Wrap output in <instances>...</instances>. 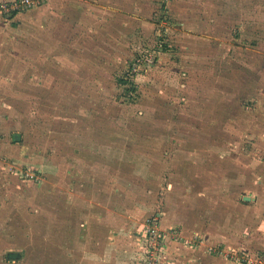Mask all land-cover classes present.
Segmentation results:
<instances>
[{
	"label": "rangeland",
	"instance_id": "374dc122",
	"mask_svg": "<svg viewBox=\"0 0 264 264\" xmlns=\"http://www.w3.org/2000/svg\"><path fill=\"white\" fill-rule=\"evenodd\" d=\"M30 1L0 14V264H263L253 118L217 79L227 43L262 64L264 0Z\"/></svg>",
	"mask_w": 264,
	"mask_h": 264
},
{
	"label": "crops",
	"instance_id": "0c3cea01",
	"mask_svg": "<svg viewBox=\"0 0 264 264\" xmlns=\"http://www.w3.org/2000/svg\"><path fill=\"white\" fill-rule=\"evenodd\" d=\"M249 18L251 19L254 18V14L251 12V10H250ZM247 24H249L248 31H250L252 30V28L255 29L256 21H249L247 22ZM245 30L247 29L245 28ZM245 35L248 36L249 32L246 33ZM226 45L229 46V53L227 52L225 53V55L223 56L222 64H220L218 69L217 95L218 98L220 99V103L217 106H218V110L221 107V109L225 111L226 109L225 106L229 105L235 107L237 105L240 107V111L250 112L252 115L251 117L253 118L252 121H245V120L241 121L239 119V125L237 126V128H234V130L239 129V138L234 137L235 141L234 140L231 141L235 143L234 144L235 148L236 146L241 144L242 146H244L249 141V143H247L246 145L249 147L248 152H250V154L254 153L255 156L261 157V158L253 157L254 160L250 159L247 161L251 169H249V167H246V170L250 171L248 172L249 173L248 176H251L252 171L257 170V166L264 167V59L261 61L262 64L257 63L256 60L251 63L249 57L246 56L244 57V55L242 56L237 55V52L235 50L238 49V46L236 45V43H227ZM248 47L250 49L255 48L253 47V45H249ZM230 48L234 51L233 54L230 53ZM219 49L221 51L227 50L226 47H222ZM243 61H245V64L247 63L248 65L247 68L242 69ZM237 65H240L239 68H237ZM254 71H257V73H255V76L259 78L251 81L250 73ZM260 73L263 74L262 77H260ZM231 84L234 85L235 88H238L239 91L237 89H234L233 90L234 93H231ZM213 96H214L213 91H208L207 98L212 99ZM245 100L247 101V104H245L244 102L241 103V101H245ZM242 104H244L243 106L244 108L241 109ZM220 126L223 127V125ZM230 127L231 124H228L226 126V128H230ZM246 131H251L249 137H245L248 134ZM228 140H229V136H225L224 142L221 143L220 145L229 146L230 143H228ZM239 151L240 149L233 151L234 152L233 155H231V157L229 158L228 156H230V153H226V149L223 148L220 149V151H218L220 154H217V157L218 156L220 157V155L221 157L224 156V159L221 161V163L222 165H224L223 167L225 168L232 161L238 162L239 159L237 160L236 157ZM235 168H237V164L235 165ZM202 169L207 170L204 166H202ZM244 173L245 172L243 171L241 176H244ZM245 196H249V195L243 194L244 202H249L251 198L248 200L245 199Z\"/></svg>",
	"mask_w": 264,
	"mask_h": 264
},
{
	"label": "built area",
	"instance_id": "2783aa9c",
	"mask_svg": "<svg viewBox=\"0 0 264 264\" xmlns=\"http://www.w3.org/2000/svg\"><path fill=\"white\" fill-rule=\"evenodd\" d=\"M36 2L30 1V0H18L15 2V4L5 5L4 3H0V14L6 15H13L14 13H17L18 11H21L22 9H25V6H32L35 5ZM27 176H30L31 178H34V174L27 173ZM264 258V257H261ZM262 261V260H261ZM264 264V260L262 261Z\"/></svg>",
	"mask_w": 264,
	"mask_h": 264
},
{
	"label": "trees",
	"instance_id": "16d2710c",
	"mask_svg": "<svg viewBox=\"0 0 264 264\" xmlns=\"http://www.w3.org/2000/svg\"><path fill=\"white\" fill-rule=\"evenodd\" d=\"M119 80L122 82V83H129L128 81H129V78H126V76L125 77H121V78H119ZM130 85H132L131 87H128V90L129 91H132V90H134V86H133V82H131V83H129ZM15 138H16V140L19 138V135L18 134H15ZM21 256H22V254L20 253V252H18V251H9L8 253H7V255H6V257H7V259L8 260H19L20 258H21Z\"/></svg>",
	"mask_w": 264,
	"mask_h": 264
},
{
	"label": "water",
	"instance_id": "95a60500",
	"mask_svg": "<svg viewBox=\"0 0 264 264\" xmlns=\"http://www.w3.org/2000/svg\"><path fill=\"white\" fill-rule=\"evenodd\" d=\"M250 198H251L250 196H245V199H248L249 200Z\"/></svg>",
	"mask_w": 264,
	"mask_h": 264
}]
</instances>
